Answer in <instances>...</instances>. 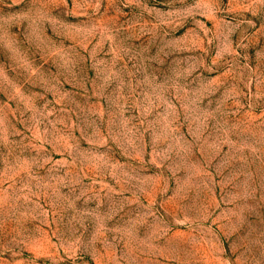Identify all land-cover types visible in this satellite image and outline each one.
I'll list each match as a JSON object with an SVG mask.
<instances>
[{
	"label": "rangeland",
	"instance_id": "374dc122",
	"mask_svg": "<svg viewBox=\"0 0 264 264\" xmlns=\"http://www.w3.org/2000/svg\"><path fill=\"white\" fill-rule=\"evenodd\" d=\"M0 264H264V0H0Z\"/></svg>",
	"mask_w": 264,
	"mask_h": 264
}]
</instances>
